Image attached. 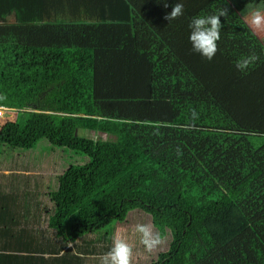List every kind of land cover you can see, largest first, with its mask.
<instances>
[{"label": "trees", "instance_id": "trees-1", "mask_svg": "<svg viewBox=\"0 0 264 264\" xmlns=\"http://www.w3.org/2000/svg\"><path fill=\"white\" fill-rule=\"evenodd\" d=\"M173 1L192 18L212 0ZM75 4L0 0V106L13 115L0 122V264H99L117 238L132 248L130 264H264V164L242 165L247 158L238 148L240 168L231 159L234 145L257 142L264 163V134L175 123L176 104L158 85L162 69L139 47L132 21L93 19ZM114 27L118 37L110 40ZM86 118L123 123L135 141L174 144L161 163L148 155L136 161L118 151L112 134L82 136L78 122ZM40 140L72 152L80 164L53 158L46 164L54 171L46 173L33 153ZM179 147L190 149L184 160ZM203 155L217 164L223 188L217 200H204L207 192L188 184L167 195L150 189L167 165L185 173ZM248 191L259 198L237 210L248 226L241 239L228 240L224 226L206 229L207 220L240 204ZM236 218L231 228L240 229ZM140 223L161 237L151 252L139 243Z\"/></svg>", "mask_w": 264, "mask_h": 264}, {"label": "rangeland", "instance_id": "rangeland-1", "mask_svg": "<svg viewBox=\"0 0 264 264\" xmlns=\"http://www.w3.org/2000/svg\"><path fill=\"white\" fill-rule=\"evenodd\" d=\"M248 1L249 0H224L220 6L222 8H218L214 5L210 7L209 10L212 11L208 13L211 14L221 10L226 11V15L220 18L222 25L220 40L217 42V53L211 61L204 60L199 55L193 54L189 47L186 56L189 58L188 65L191 66V70H189L188 66L190 73L186 74L183 69H177V71L182 73V76L176 77L175 75L168 73L171 70L173 71V66V69L168 68L164 73L163 69H166L164 66H162V68L157 67V70L162 69V73H158V80L161 79L163 81V83H158V85L159 87L164 85L162 95L168 100L172 98L175 92H177V95L179 96H184V98L179 97V100L173 101V103L176 104L175 119L177 122L186 125V123L188 124L190 122L194 123V121H198V123L194 124L201 126L206 125L208 127L228 128L237 132L247 131L264 134V30L256 31L251 29L245 16V14L248 15V12L246 11L251 12L255 8H264V2L252 6V4H247ZM216 7L217 9H215ZM163 11L166 10H161V12ZM170 11H166L163 14V19ZM181 19L182 18H180V20ZM180 20L177 18L169 23L164 20L163 24L165 27H168L170 24L174 22L177 23ZM160 25L162 27V24ZM185 28L187 30H181V25L178 24L169 28L170 34L172 33L171 37H174L172 39L173 45H175L174 39L177 42L180 40L183 31H185V35H183L184 37H182L181 40H188V26ZM238 29H241L242 32L246 33L243 38L238 35ZM223 33L226 34V36L227 34L233 33L228 41L235 38L233 41L234 45L226 44L225 40H227V38L222 35ZM252 44H255L256 50L249 48V51H247L246 47L251 46ZM235 51H237L240 56H238ZM253 54L258 58L256 62L244 73L236 71L234 68L235 61ZM178 73L179 72H177V74ZM207 73L209 74L207 75ZM183 75L187 76V78H184L185 76ZM175 77L176 79H174ZM192 77H196L202 83H196ZM204 82L208 85L214 86L213 89H210V94L213 97L215 96L213 102L201 99L203 98L202 89ZM217 104L222 106L224 110L226 119L224 122H222V112L220 113L221 107L219 108ZM193 111L199 119H192ZM12 117V113L5 112L3 114L2 112V115H0V122L11 119ZM218 123L220 124L217 125ZM78 126L80 129H84L82 136L86 135L92 138L94 136L95 139H99L101 137L103 138L101 135L102 133L112 134L109 138L115 137L118 144V151L121 153L132 154L136 161L141 160L144 155H148L158 163H161L163 155L166 152V146L168 148L169 145L171 146L174 144V140L163 143H159L158 140L150 142H144L141 140L135 141L128 134L125 124L123 123L116 124L114 122H104L100 119L86 118L80 119ZM95 132H97V134H95ZM98 132H100V134H98ZM186 136L187 135L184 137ZM189 140L190 138H188V141ZM257 144V142H248L245 147L242 144L233 146V156L231 159L232 162L235 161L232 163L235 168H240V165L236 163V154L238 153L234 151L236 148L240 149V153L243 151L244 156L247 158L242 165H250L254 162L258 167L263 166L264 163L262 162L261 157L257 155L256 151H254L257 148ZM260 145L264 144L261 143ZM189 151L190 149L187 147H179L178 149L180 157H182L183 160L187 157ZM33 153L35 154L34 157L36 160L44 162L42 163L43 165L41 168H47L48 170L46 173L54 171L49 167L50 164H46L53 158H55L56 161H60L62 158V163H65L67 166L80 164L78 156H73L72 152L64 153L63 149L53 148L44 140H40L37 143L36 150H34ZM191 156L194 159L198 158L196 153ZM202 159L203 160L200 159L197 161L194 168L190 171L187 169L185 173L184 171L179 172V169H176L175 171L170 170L168 168L169 165L164 169H159L160 172L163 170L162 176L157 180L156 184H151L149 186L150 189H155L157 195L160 194L159 192L167 195L173 193L175 190H182V188L188 184L191 187H201L203 191L205 190L207 192V194L205 193L207 198L204 197V200H217V197L221 195L223 191V188L220 185L221 183L217 181L220 175L216 176L215 173L217 170V164L215 161L209 163L207 161L208 158L205 155H203ZM205 164L209 166V169L205 167ZM230 166L231 165H228L226 170ZM157 172L160 173L158 170ZM157 172H155V175ZM237 172H234V174ZM53 175L55 174L53 173ZM157 190L159 192H157ZM244 195L245 196L242 198V201H240V204L233 203L232 207L225 209V211L219 216L207 220V222H205L206 229L221 231L223 229L222 226H224L228 228V240L234 238L241 239L242 236H240L239 233L246 228L247 225L245 222H242L243 220L238 221L239 216L244 213H238L237 210L242 204L247 206L259 198L256 193L253 194L251 191H248ZM233 218H236L238 221V224L241 227L240 229L231 228L233 224L231 223V220ZM228 222L230 224L226 225ZM126 230L132 232V230L127 229V226H123L122 231L125 232Z\"/></svg>", "mask_w": 264, "mask_h": 264}, {"label": "crops", "instance_id": "crops-1", "mask_svg": "<svg viewBox=\"0 0 264 264\" xmlns=\"http://www.w3.org/2000/svg\"><path fill=\"white\" fill-rule=\"evenodd\" d=\"M75 1H76L75 5L78 7V9L80 7L84 11V13H86L89 16L91 15V18L93 19L103 18L104 21L106 22L115 23L118 20L123 21L125 18L128 17L133 24V33L135 40L139 44V47L143 49L147 54V56L150 58L153 68L155 69L157 67L162 68V66H164V68L168 67L170 69H173L172 68L173 66L174 67L173 71L171 70L168 73L173 74L176 77L182 76V73L180 71H177V69H183L185 71L184 73L186 74L190 73L189 70H191V66L188 65L189 58L186 56L190 45L188 43V40L186 41L181 40L182 37H184L183 35H185V31H183L181 35L182 37L180 36L181 38L178 42L174 39L175 45H173L172 39L174 37L173 38L171 37L172 33L170 34L169 28L171 26H176V24H178L181 25V30H187L185 27L188 26V23L191 18H187L183 14L181 17L178 18L179 20L180 18L182 19L177 23L174 22L170 24L168 27L167 26L165 27V25L163 24L165 19H163L162 16L166 11H170L172 6H174L175 3L173 0H164V3H167L168 5L167 8L164 7V3H161L160 0H124L126 5H124L121 0H75ZM179 1L200 3L208 0H179ZM222 2H224V0H212L206 6L200 8V10L193 17L197 15H204L205 13L207 14L208 12H211L212 10L209 9L213 5L217 6L218 8H222L220 7ZM262 2H264V0H249L247 4L248 5L252 4L253 6L255 4H259ZM217 7L215 9H217ZM161 10H166V11L161 12ZM246 12H248V15L245 14L246 19L248 20L250 11H246ZM160 24H162V27ZM115 30L116 29L114 27L113 30L112 29L110 30L114 34L111 33L109 37L107 35V37L110 40H115L116 36L118 37V35H116L115 33ZM232 34L233 33L227 34V36L224 33L222 34L227 38V40H225L226 44L234 45L233 41L235 38H232L230 41H228V39ZM245 34L246 33L242 32L241 29H238V35L241 38H243ZM249 48L256 50L255 44H252L251 46H247L246 47L247 51H249ZM235 52L238 56H240L237 51ZM188 66H189V70H188ZM177 72L179 73L177 74ZM176 77L174 79H176ZM184 78H187V76H185ZM192 79H194L196 83H200L196 77H192ZM203 91H205L208 94V97L210 96V98H214L210 94L209 89L203 87ZM203 96L204 94L202 93V97ZM179 97L184 98V96H179L177 95V92H175L171 99L175 101V100H179ZM174 122L181 124L176 121L175 116H174Z\"/></svg>", "mask_w": 264, "mask_h": 264}, {"label": "clouds", "instance_id": "clouds-1", "mask_svg": "<svg viewBox=\"0 0 264 264\" xmlns=\"http://www.w3.org/2000/svg\"><path fill=\"white\" fill-rule=\"evenodd\" d=\"M164 3V0H160ZM167 8V3H164ZM184 14V5L175 3L171 11L167 13L164 19L169 23L176 20ZM226 15L225 10L213 14L197 15L192 17L188 23V43L193 54L199 55L202 59L211 61L217 53V42L220 40V31L222 28L220 18ZM248 23L253 30H264V8L253 9L248 17ZM258 58L255 55L242 57L235 61L236 71L244 73ZM196 113L193 111L192 119H196ZM135 232L139 234V243L146 252L153 251L161 244V237L154 233L153 227L148 224H137ZM132 248L125 240L117 238L113 240L111 247L107 252L99 257V264H130Z\"/></svg>", "mask_w": 264, "mask_h": 264}, {"label": "built area", "instance_id": "built-area-1", "mask_svg": "<svg viewBox=\"0 0 264 264\" xmlns=\"http://www.w3.org/2000/svg\"><path fill=\"white\" fill-rule=\"evenodd\" d=\"M3 107L0 106V115H2Z\"/></svg>", "mask_w": 264, "mask_h": 264}]
</instances>
